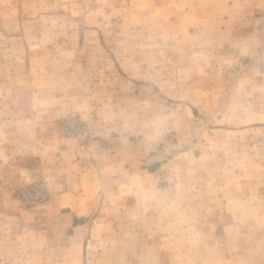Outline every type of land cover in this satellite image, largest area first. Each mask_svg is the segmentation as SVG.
<instances>
[{
  "label": "rangeland",
  "instance_id": "374dc122",
  "mask_svg": "<svg viewBox=\"0 0 264 264\" xmlns=\"http://www.w3.org/2000/svg\"><path fill=\"white\" fill-rule=\"evenodd\" d=\"M6 118L0 264H264V0H0Z\"/></svg>",
  "mask_w": 264,
  "mask_h": 264
},
{
  "label": "crops",
  "instance_id": "0c3cea01",
  "mask_svg": "<svg viewBox=\"0 0 264 264\" xmlns=\"http://www.w3.org/2000/svg\"><path fill=\"white\" fill-rule=\"evenodd\" d=\"M17 109V108H15ZM40 109V108H39ZM3 119H0V133L4 134V140L5 141H8L6 139L7 135H10L11 133H14V135H17V136H20L18 134H22V133H19L17 131V128L13 126V124L15 123L16 125H18V121H14V119H9V118H6V121H2ZM8 120V121H7ZM18 120V119H17ZM2 121V122H1ZM24 127V126H23ZM23 128H20V131L22 130ZM1 134V135H2ZM2 137V136H1ZM44 138L42 137L41 140H43ZM47 141V140H46ZM12 146H17L18 143H11ZM35 147V145H34ZM41 148V147H40ZM3 151H7V150H3ZM22 153L25 154V153H28V151H25V150H22ZM31 155V153H30ZM29 159H31V156L28 157ZM34 169V168H33ZM32 171H35V169ZM31 176V175H30ZM44 252V251H42ZM40 255H41V252H40ZM42 256V255H41Z\"/></svg>",
  "mask_w": 264,
  "mask_h": 264
}]
</instances>
